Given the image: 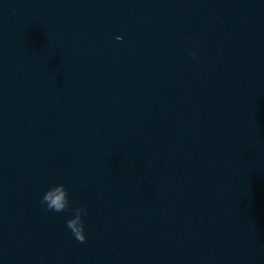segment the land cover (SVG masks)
Here are the masks:
<instances>
[{
    "label": "clouds",
    "instance_id": "1",
    "mask_svg": "<svg viewBox=\"0 0 264 264\" xmlns=\"http://www.w3.org/2000/svg\"><path fill=\"white\" fill-rule=\"evenodd\" d=\"M117 40H122V37H116ZM193 58H196V52L191 53ZM41 205L46 211L55 213H63L69 211L72 213L66 221V227L70 230L72 236L79 243H85L87 240L85 232L84 217L88 211L84 206H73L69 198L68 189L63 183L50 186L43 194L40 200Z\"/></svg>",
    "mask_w": 264,
    "mask_h": 264
}]
</instances>
